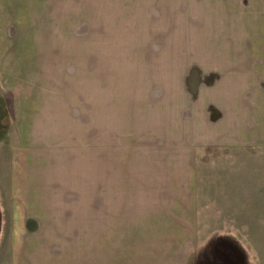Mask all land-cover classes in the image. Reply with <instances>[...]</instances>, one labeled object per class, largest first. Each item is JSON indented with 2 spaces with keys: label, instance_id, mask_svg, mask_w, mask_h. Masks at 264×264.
Returning <instances> with one entry per match:
<instances>
[{
  "label": "rangeland",
  "instance_id": "obj_1",
  "mask_svg": "<svg viewBox=\"0 0 264 264\" xmlns=\"http://www.w3.org/2000/svg\"><path fill=\"white\" fill-rule=\"evenodd\" d=\"M207 89L251 141L196 144ZM185 162L188 264H264V0H0V264L111 263L106 169L129 198L134 169Z\"/></svg>",
  "mask_w": 264,
  "mask_h": 264
},
{
  "label": "crops",
  "instance_id": "obj_2",
  "mask_svg": "<svg viewBox=\"0 0 264 264\" xmlns=\"http://www.w3.org/2000/svg\"><path fill=\"white\" fill-rule=\"evenodd\" d=\"M205 93L208 96L205 102L219 107L220 117L216 123L206 122L207 113H203L196 144L220 146L251 141L250 107L236 113L230 105L234 99L209 89ZM248 100L250 105L251 98ZM237 127L243 128L242 134ZM187 165L185 162L183 166L166 169H134L129 198L123 192L120 168L106 169L110 178L101 179L103 214L99 215L98 228L100 254L111 257L109 264H118L117 257L125 253L133 256L131 264H188V256L196 249L194 241L198 238L199 189L196 171Z\"/></svg>",
  "mask_w": 264,
  "mask_h": 264
}]
</instances>
